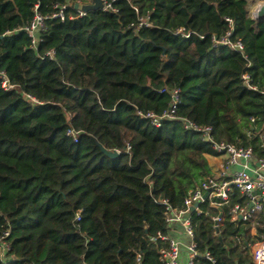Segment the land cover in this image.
Returning a JSON list of instances; mask_svg holds the SVG:
<instances>
[{
	"label": "trees",
	"instance_id": "obj_1",
	"mask_svg": "<svg viewBox=\"0 0 264 264\" xmlns=\"http://www.w3.org/2000/svg\"><path fill=\"white\" fill-rule=\"evenodd\" d=\"M107 1L79 16L72 3L91 0H0V71L14 85L0 83V264H163L166 207L182 210L217 156L186 123L263 154L264 22L248 17L250 0ZM62 6L65 19L52 18ZM37 14L32 47L24 28ZM226 36L242 50L219 44ZM160 90L179 103L157 127L146 115L171 105ZM245 202L234 191L189 213L193 264H253L264 211L232 222Z\"/></svg>",
	"mask_w": 264,
	"mask_h": 264
},
{
	"label": "built area",
	"instance_id": "obj_2",
	"mask_svg": "<svg viewBox=\"0 0 264 264\" xmlns=\"http://www.w3.org/2000/svg\"><path fill=\"white\" fill-rule=\"evenodd\" d=\"M102 3L104 6L103 9L110 8L107 0H102ZM64 9L65 6H62L51 17L63 21L65 19ZM84 14L79 12V16H83ZM44 21L45 18L37 14L29 26L24 28L25 32L32 39V47L36 46L39 41V33L45 29ZM227 36L222 38L218 43L227 45L232 49L242 50L241 43H232ZM52 54L51 52L47 53L50 57ZM243 80L247 83V76H243ZM0 83L1 87L6 91L14 88V85L9 82L3 71H0ZM159 92H167L170 94L171 105L160 117L152 113L146 115V118L151 119L152 125L157 127L160 125L162 119L174 118L173 115L179 103L177 90H172L171 92L160 90ZM26 98L33 104H41L29 95H26ZM250 121L254 122V119L252 118ZM186 128L201 133L202 139L210 143L211 150L217 156L225 157V161L219 177L213 175L208 176L196 188L189 192L184 199L182 210H173L168 206L166 207V222L169 230L173 224L179 223L183 229V236L188 240V243L183 244L177 239L170 238L168 235L159 236L162 240L168 241V248L159 251L160 260L163 264H193V260L198 256L194 242V233L189 220L191 207L196 206L194 212L201 214L199 205L208 201L211 206L220 209L229 204L231 193L236 191L246 202L244 205L234 204L230 207L229 215L232 222L237 220L248 222L256 213L264 211V133L260 135L263 154L260 157H256L251 148L237 147L226 142H215L211 135L210 127H197L191 123H186ZM66 134L72 137L74 142L77 141V135L74 130L69 129ZM76 219H79V214H77ZM212 220L214 222V228H217L218 232L221 216H215ZM6 235L7 233L4 234V236ZM249 247L253 264H264V235L255 240ZM8 251L9 244L2 237L0 239L1 261L7 259ZM183 252L187 254L184 263L181 262ZM203 256L207 260L212 261L208 252L204 253Z\"/></svg>",
	"mask_w": 264,
	"mask_h": 264
},
{
	"label": "crops",
	"instance_id": "obj_3",
	"mask_svg": "<svg viewBox=\"0 0 264 264\" xmlns=\"http://www.w3.org/2000/svg\"><path fill=\"white\" fill-rule=\"evenodd\" d=\"M264 6V0H250L249 5L247 8V15L250 17L252 20L257 21L255 19V14L258 11V9ZM259 22V21H258ZM264 22V20L262 21ZM208 164L211 168L212 175L215 177H219L220 172L222 171V167L224 165L225 157L223 156H208L207 157ZM251 235H255V229H251ZM168 236L172 239H177L183 244H187L188 240L185 239L183 236V229L182 226L179 223L173 224L171 229L169 230ZM186 252H183V257H182V263L186 261Z\"/></svg>",
	"mask_w": 264,
	"mask_h": 264
},
{
	"label": "water",
	"instance_id": "obj_4",
	"mask_svg": "<svg viewBox=\"0 0 264 264\" xmlns=\"http://www.w3.org/2000/svg\"><path fill=\"white\" fill-rule=\"evenodd\" d=\"M73 8L76 10L87 13L89 11H95L98 9H103V3L102 0H91V3L89 4H80V3H72ZM255 19L259 22H262L264 20V6H261L258 11L255 14ZM245 86H247V83H244ZM101 152L108 158L115 159L118 156V153L116 151H108L105 150L103 147H100ZM196 206H193L190 208V212L193 213ZM217 231V228H215ZM11 260V259H9Z\"/></svg>",
	"mask_w": 264,
	"mask_h": 264
}]
</instances>
